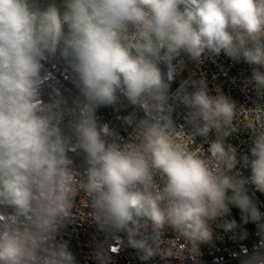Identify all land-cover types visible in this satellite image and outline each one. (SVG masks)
Listing matches in <instances>:
<instances>
[{
  "label": "clouds",
  "instance_id": "9594fccd",
  "mask_svg": "<svg viewBox=\"0 0 264 264\" xmlns=\"http://www.w3.org/2000/svg\"><path fill=\"white\" fill-rule=\"evenodd\" d=\"M221 53L251 66L245 86L264 98V0H0V264H77L57 237L78 197L105 237L97 264L117 252L109 240L142 261L195 260L233 207L264 236L249 194L264 193V104L237 107L219 88L211 95L203 76L170 91L182 54L199 64ZM52 61L79 90L71 108L58 89L42 99ZM118 104L134 109L123 117L126 140L96 115ZM176 104L186 109L180 126ZM238 131L251 140L239 158L226 143ZM69 153L82 155V172Z\"/></svg>",
  "mask_w": 264,
  "mask_h": 264
},
{
  "label": "built area",
  "instance_id": "2783aa9c",
  "mask_svg": "<svg viewBox=\"0 0 264 264\" xmlns=\"http://www.w3.org/2000/svg\"><path fill=\"white\" fill-rule=\"evenodd\" d=\"M47 3L48 0H41ZM178 60H182V67L178 68L174 82L171 84V92H174L180 85L181 81L199 79L203 76L206 79L209 92L211 95L216 94L219 88L224 95L232 98L237 107L252 108L256 104H264V98L257 97L255 90L251 86H245V81L251 76L252 68L248 64L236 62L223 53L216 57L203 56L202 62L197 64L191 61L186 54H182ZM162 70L164 65L161 64ZM45 73H51L41 88L42 99L50 102L54 97V89H58L63 99L66 101V107L71 108L74 102L80 98L77 87L69 78L68 72L61 61L46 62L44 65ZM191 90V88H189ZM134 109L131 106L100 107L97 110V118L101 123H107L125 140L132 131L123 123V117L132 113ZM186 109L176 104L173 112V119L177 126L184 124V115ZM142 116V113H137ZM243 118H247V111L243 112ZM73 119L71 115L66 114L62 122V129L65 134H69V123ZM214 138V134H213ZM226 143H231L237 149V155L249 153L251 144L250 133L238 131L226 139ZM208 147L207 144L204 145ZM73 160V166L79 171H83V157L69 153ZM243 175H248L246 169H239ZM249 194L253 196L257 203L259 211L264 213V193L255 191L249 186ZM75 216L70 223L60 230L58 239L66 241L69 249L76 258L77 264H97L93 259V253L97 243L105 240L104 235L99 232L96 225L88 215L87 203L81 198H77V206L74 209ZM235 220L237 227L231 230H225L218 227L219 224ZM264 222V220H262ZM213 235L211 241L200 246V254L194 259L186 254V258L181 262L174 258L166 261L161 260L158 256L148 261H142L136 250L126 248L117 242L109 240L111 246L117 247V252L111 254L110 264H243V261L254 253L264 255V236L259 235L257 224L249 222L244 224L241 220L239 209L233 207L231 215L218 218L211 224ZM122 235V234H121ZM165 238H174L169 230ZM183 242V241H181Z\"/></svg>",
  "mask_w": 264,
  "mask_h": 264
},
{
  "label": "rangeland",
  "instance_id": "374dc122",
  "mask_svg": "<svg viewBox=\"0 0 264 264\" xmlns=\"http://www.w3.org/2000/svg\"><path fill=\"white\" fill-rule=\"evenodd\" d=\"M61 2V0H58V3Z\"/></svg>",
  "mask_w": 264,
  "mask_h": 264
}]
</instances>
